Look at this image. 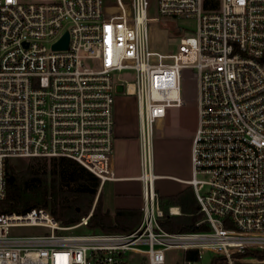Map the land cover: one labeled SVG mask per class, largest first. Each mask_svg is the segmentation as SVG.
Instances as JSON below:
<instances>
[{
    "label": "built area",
    "instance_id": "2783aa9c",
    "mask_svg": "<svg viewBox=\"0 0 264 264\" xmlns=\"http://www.w3.org/2000/svg\"><path fill=\"white\" fill-rule=\"evenodd\" d=\"M178 18L196 31L177 25L176 51L157 50L152 26ZM186 78L197 128L169 178L193 189L208 230L174 233L160 223L155 124L184 104ZM117 94L138 101L140 225L77 234L90 216L64 227L45 209L0 213V264H264V0H0V201L19 159L68 158L100 191L114 182Z\"/></svg>",
    "mask_w": 264,
    "mask_h": 264
},
{
    "label": "trees",
    "instance_id": "16d2710c",
    "mask_svg": "<svg viewBox=\"0 0 264 264\" xmlns=\"http://www.w3.org/2000/svg\"><path fill=\"white\" fill-rule=\"evenodd\" d=\"M50 160L51 165L47 158H32L24 167H17L13 162L9 165L8 171L15 179L8 182L6 198L0 201V213L22 214L32 209H45L64 227H72L93 209L87 227L105 234L130 233L140 225L141 210H103L104 190L99 192V179L76 161ZM159 202L164 212L160 223L166 231L208 230L206 226H197L203 216L191 188L176 195L160 196ZM171 207H179L181 214L170 216Z\"/></svg>",
    "mask_w": 264,
    "mask_h": 264
},
{
    "label": "rangeland",
    "instance_id": "374dc122",
    "mask_svg": "<svg viewBox=\"0 0 264 264\" xmlns=\"http://www.w3.org/2000/svg\"><path fill=\"white\" fill-rule=\"evenodd\" d=\"M171 22L173 24H171ZM171 22L161 21L152 26V35L154 46L157 50L163 52H173L177 49V43L175 41V36L177 33V25L187 30L189 34L196 31V21L191 19L178 18L172 20ZM131 72H123L117 74V77L122 81L133 82ZM196 86L195 82L189 78L183 81V99L184 104L179 108H172L167 111L166 117L159 119L155 124V137H154V152H155V172L161 174L175 175L182 163L183 159L177 157L174 161V151L177 148L186 147V139L191 136L197 126V108H196ZM115 125L124 124L136 131L138 127V134L140 133V122L138 114V101L135 96L117 94L115 97ZM177 138H169L175 137ZM139 139V135H138ZM171 139V140H170ZM191 142V141H190ZM30 162V159H19L13 161V164L17 167H24ZM48 165H51V160L48 159ZM179 184L168 180L161 179L156 182V187L158 190L159 197L165 192L175 191ZM104 188V187H103ZM102 188V189H103ZM101 189V190H102ZM109 185L106 186L104 194L107 195ZM100 192V188H99ZM96 200L94 202L95 206ZM104 198H103V210ZM94 208V207H93ZM93 212L89 213L91 216ZM87 216V217H88ZM85 217V218H87ZM84 219V218H83ZM82 221V220H81ZM89 221V220H88ZM61 224V223H60ZM20 232L24 234H34L38 233L40 229H21ZM19 232V233H20ZM73 233L77 234H95L102 233L99 229H92L90 227H81L75 230ZM213 260V254L206 253L203 257L204 264H211Z\"/></svg>",
    "mask_w": 264,
    "mask_h": 264
},
{
    "label": "crops",
    "instance_id": "0c3cea01",
    "mask_svg": "<svg viewBox=\"0 0 264 264\" xmlns=\"http://www.w3.org/2000/svg\"><path fill=\"white\" fill-rule=\"evenodd\" d=\"M197 128V126H196ZM196 131V129H195ZM185 138L186 147L177 148L174 152V161L177 157L180 159L185 158L191 151L192 139L195 134ZM138 127L136 131H133L127 125L117 124L115 125V142H114V160H113V170L116 180L114 182H108L104 186L103 190L109 185V191L104 194V209L110 212L115 210H141L143 205L142 199V184L138 180L141 174L140 165V149H139V139H138ZM169 138H177L169 137ZM171 140V139H170ZM191 141V142H190ZM161 179L171 180L170 174L158 173ZM180 186L175 191L165 192L161 196H171L183 192L186 189L191 188L189 185L171 180ZM192 189V188H191ZM193 190V189H192ZM99 196V194H98ZM97 196V198H98ZM96 198V202H97ZM96 205V203H95ZM179 208V207H175ZM180 210V208H179ZM176 211V210H175ZM181 211V210H180Z\"/></svg>",
    "mask_w": 264,
    "mask_h": 264
},
{
    "label": "water",
    "instance_id": "95a60500",
    "mask_svg": "<svg viewBox=\"0 0 264 264\" xmlns=\"http://www.w3.org/2000/svg\"><path fill=\"white\" fill-rule=\"evenodd\" d=\"M68 41H69V36H68V33H66L64 35V37L58 42L56 43L54 46H53V49L54 50H63V49H67L68 47ZM117 91L119 93H122L123 91V86H118L117 87ZM14 177L12 175L9 174V182L12 183L14 182Z\"/></svg>",
    "mask_w": 264,
    "mask_h": 264
},
{
    "label": "snow or ice",
    "instance_id": "6c2138e0",
    "mask_svg": "<svg viewBox=\"0 0 264 264\" xmlns=\"http://www.w3.org/2000/svg\"><path fill=\"white\" fill-rule=\"evenodd\" d=\"M9 2H11V0H9Z\"/></svg>",
    "mask_w": 264,
    "mask_h": 264
}]
</instances>
